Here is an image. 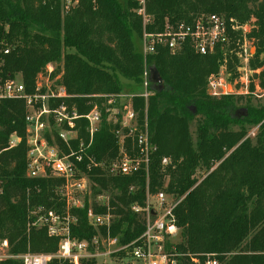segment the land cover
Here are the masks:
<instances>
[{
	"label": "trees",
	"instance_id": "obj_1",
	"mask_svg": "<svg viewBox=\"0 0 264 264\" xmlns=\"http://www.w3.org/2000/svg\"><path fill=\"white\" fill-rule=\"evenodd\" d=\"M138 8V0H0V77L20 73L31 92L36 74L55 64V74L62 71L61 83L74 96L70 102L84 113L89 109L84 95L136 91L144 66L154 67L162 88L151 82L147 101L133 100L138 123L146 122L155 147L147 167L131 175L101 169L88 173L92 195L110 194L114 219L109 235L120 243L136 239L143 219L131 205L145 204L146 189L150 194L161 190L176 203L172 213L180 240L175 249L182 255L177 264H204L205 254L218 264H264V95L255 105L249 99L239 105L241 96L207 92L208 76L218 74L222 65L235 76L232 56L239 36L210 54L200 55L185 44L176 53L159 47L144 61L141 44L136 46L143 32ZM144 8L146 32L210 13L249 22L247 39L255 48L251 64L263 68L264 89V0H145ZM24 113L23 100H0V240L6 239L14 254L54 252L58 239L44 229L27 231V221L37 206L62 208L56 193L61 180L27 177L23 138L8 148L12 133L24 136ZM246 125H258L252 139L244 138ZM124 145L130 151V139ZM90 153L98 160L118 153V140L105 122ZM163 158L167 165L161 164ZM88 206L74 210L70 232L78 240L97 233L88 224ZM98 231L106 234L104 227ZM1 264L19 263L8 259Z\"/></svg>",
	"mask_w": 264,
	"mask_h": 264
},
{
	"label": "built area",
	"instance_id": "obj_2",
	"mask_svg": "<svg viewBox=\"0 0 264 264\" xmlns=\"http://www.w3.org/2000/svg\"><path fill=\"white\" fill-rule=\"evenodd\" d=\"M138 5L137 14L141 15L143 22L140 44L144 61L159 47L176 53L185 44L200 55L210 54L218 47L226 49L235 34L240 37L236 39L233 53L243 62L248 58L245 41L251 29L249 22L240 24L233 17L226 19L210 13L198 15L190 21L166 22L161 31L146 32L144 26L149 18L144 11L145 0H138ZM229 86L223 78L209 76L210 95L232 93ZM152 93L149 70L144 66L138 90L84 95L83 98L88 99L84 104L89 109L81 113L76 103L70 102L74 96L66 91L61 75L55 74V67L50 64L36 74L31 92L26 91L20 75L19 78L16 75L0 77V100H23L25 108L24 136L12 133L8 148L16 147L23 138L27 177L60 179L56 193L62 202L60 210L46 209L42 205L33 208L27 221V231L30 227L44 229L48 237L58 239L56 251L14 254L10 252L8 241L2 239L0 264L8 259L19 264H85L92 259L99 264V258L106 256H116L120 264H177V257L182 255L176 252V243L172 240L180 237V228L172 213L176 203L168 201L165 192L160 190L150 194L146 189L145 204L131 205V211L142 216L144 229L136 239L127 243H120L117 237L109 235L114 215L110 211V197L104 195L108 192L91 198L93 183L88 173L93 169L104 170L109 175H131L147 167L155 147L149 140L146 122L138 123L133 100L141 97L147 101ZM103 122L109 125L118 140V153L112 159L98 160L90 149ZM126 139H130V151L124 145ZM168 162L163 158L161 164L167 165ZM153 198L154 202L151 201ZM85 203L89 205L86 209L88 224L97 233L91 239L78 240L71 236L70 227L77 219L74 210L82 209ZM94 205L105 206L106 211L96 212ZM100 227L106 229L105 235L98 231ZM101 246L106 248L101 251ZM204 264H218V261L213 255L206 254Z\"/></svg>",
	"mask_w": 264,
	"mask_h": 264
},
{
	"label": "rangeland",
	"instance_id": "obj_3",
	"mask_svg": "<svg viewBox=\"0 0 264 264\" xmlns=\"http://www.w3.org/2000/svg\"><path fill=\"white\" fill-rule=\"evenodd\" d=\"M66 2V1H65ZM64 3V2H63ZM68 3V0H67ZM64 11V9H62ZM250 20H253L252 18ZM240 37V35H239ZM247 39V38H246ZM249 40V39H248ZM247 42L245 41V48L247 49L248 58L246 61H242L240 58H238L235 54H233L232 57H234V60L232 59V70L235 73V76L231 78V73L228 70H226L225 66L222 65L218 71V74L215 76L221 77L227 82L229 86V90L232 92L233 95L241 96V99L238 101L239 105H243L245 103V99H249L253 105H255L257 102H261L264 95V89L261 88V77H262V70L263 68H255L252 63L251 56L255 52V48L252 45V42L249 40ZM249 42V43H248ZM136 46L139 47L140 43L136 42ZM225 52V51H224ZM51 66L55 67V64L48 63ZM61 69V66H59ZM59 74H62V71L59 72ZM17 78H19L20 73H15ZM21 76V75H20ZM210 76V75H209ZM207 78V86H208V79ZM208 92V87H207ZM209 94V92H208ZM210 95V94H209ZM212 96V95H211ZM247 128L245 137L253 138L255 136V133L258 129V125H246ZM234 129H237L234 127ZM191 131H193V127H191ZM200 174V173H199ZM92 193V189L90 190ZM104 195L107 197H110L109 193H104ZM93 195L91 194V198ZM168 197V201H172L171 197ZM106 201V199H103ZM152 202H154V198L151 199ZM36 229V228H35ZM174 243L179 242L180 238L175 237V240L172 239ZM106 247H100V250L103 251V249ZM29 251V250H28ZM206 255V254H205ZM99 264H120V259H118L116 256H106V257H100L99 258Z\"/></svg>",
	"mask_w": 264,
	"mask_h": 264
},
{
	"label": "water",
	"instance_id": "obj_4",
	"mask_svg": "<svg viewBox=\"0 0 264 264\" xmlns=\"http://www.w3.org/2000/svg\"><path fill=\"white\" fill-rule=\"evenodd\" d=\"M149 79L152 83L159 85L160 88H162L161 85V79L156 71V69L154 67H149Z\"/></svg>",
	"mask_w": 264,
	"mask_h": 264
}]
</instances>
